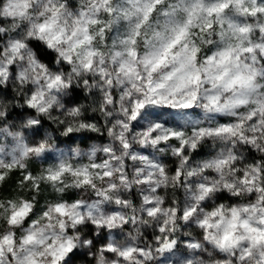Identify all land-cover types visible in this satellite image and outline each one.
Returning a JSON list of instances; mask_svg holds the SVG:
<instances>
[{
	"label": "clouds",
	"instance_id": "clouds-1",
	"mask_svg": "<svg viewBox=\"0 0 264 264\" xmlns=\"http://www.w3.org/2000/svg\"><path fill=\"white\" fill-rule=\"evenodd\" d=\"M0 264H264V0H0Z\"/></svg>",
	"mask_w": 264,
	"mask_h": 264
}]
</instances>
